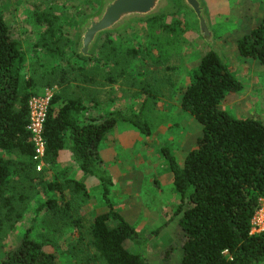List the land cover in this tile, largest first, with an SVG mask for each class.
<instances>
[{"label":"rangeland","instance_id":"1","mask_svg":"<svg viewBox=\"0 0 264 264\" xmlns=\"http://www.w3.org/2000/svg\"><path fill=\"white\" fill-rule=\"evenodd\" d=\"M202 1L214 34V45L223 51L232 75L243 85L241 92L228 94L220 108L236 119L264 123V69L255 71L252 67L256 61L234 57L236 42L260 24L264 0ZM170 2L172 11L146 20L159 18L153 24L133 22L121 33L105 35L116 48L111 52L109 63L104 62L107 49L94 63L85 65L88 70L83 74L74 72L67 76L69 85L63 92L68 97L81 99L82 121H100L108 113L117 111L126 115L142 114L148 124L150 136L118 123L117 129L101 145V158L103 169L112 178L109 195L112 207L141 238L149 240L144 250L148 246L145 254L150 264H178L181 257L180 234L174 228L173 218L177 205H171L176 202V196L166 189L159 190L160 183L168 186L171 179L166 174L169 166L162 150L166 149L181 164L186 150L202 134V126L181 110L180 103L191 70L210 51L199 34L193 12L183 7L180 0ZM99 7L100 0H2L0 13L22 47L24 74L39 84L42 82L43 86L41 76L53 66L54 59L35 46L45 28L35 21V14L48 12L58 16V25L66 37L75 41L80 21L94 15ZM105 36L96 52L104 45ZM73 59L71 64L76 65L78 61ZM39 89L40 93L50 90L52 96L61 91L57 85ZM45 165L46 169L35 170L36 175H30V180L23 177L12 180L15 191L10 194L15 200L16 212L9 222H4L0 211V260L19 245L25 231L31 228L32 238L43 245L46 253L54 254L58 264H95L86 240L77 238L82 229L72 224L81 219L88 224L93 216L107 211L99 183L81 175L71 158L67 160L63 156L55 165ZM75 182L85 187L87 199L82 206L73 199ZM50 183L58 185L60 193L42 190ZM47 198L57 199L62 208L65 205L66 213H63L71 216L62 221L60 214L42 211L36 217L37 207ZM259 202L262 209L255 216L251 235L264 231V198ZM159 227L160 234L165 230L164 236L155 234Z\"/></svg>","mask_w":264,"mask_h":264},{"label":"trees","instance_id":"2","mask_svg":"<svg viewBox=\"0 0 264 264\" xmlns=\"http://www.w3.org/2000/svg\"><path fill=\"white\" fill-rule=\"evenodd\" d=\"M158 19L149 22L153 24ZM35 21L42 27L45 25L35 46L54 59L53 66L47 68L48 75L41 76L43 86L24 74L22 47L0 13V211L4 222H9L16 212L10 194L15 191L12 180L14 177L30 180V175L35 174L34 144L27 129L29 102L42 94L40 87L57 85L61 91L49 102L42 133L44 162L53 166L60 153L67 151L77 170L99 183L107 208L88 224L83 219L73 221V226L82 229L77 238L86 240L95 264H150L144 250L149 240L141 238L112 207L109 198L112 178L103 169L101 158V145L118 123L150 136L148 124L142 114L117 111L100 121H82L81 99L63 95L69 85L67 76L74 72L83 74L88 70L85 65L94 63L107 49L103 59L109 63L116 48L107 34L98 54L95 50L91 58H81L75 51L76 40L67 38L58 25V16L43 12L35 14ZM236 50L241 59L257 61L264 67V13L260 24L236 42ZM72 59L78 61L76 65L71 64ZM242 90L243 85L234 78L226 59L214 46H210L188 76L180 107L202 126V134L181 164L166 149L162 150L180 198L175 211L180 229L178 264H264V232L250 234L252 220L261 209L259 201L264 198V123L236 119L220 108L228 94ZM58 187L50 183L42 190L57 193ZM73 194V199L82 206L87 199L84 185L75 182ZM42 211L60 214L62 221L71 216L64 214L65 205L60 207L55 198H47L40 204L36 217ZM31 233L32 229H27L19 245L7 252L0 264H58L57 257L46 253ZM167 253L169 250L164 258Z\"/></svg>","mask_w":264,"mask_h":264},{"label":"water","instance_id":"3","mask_svg":"<svg viewBox=\"0 0 264 264\" xmlns=\"http://www.w3.org/2000/svg\"><path fill=\"white\" fill-rule=\"evenodd\" d=\"M195 15L199 34L209 45L214 44L209 17L202 0H180ZM170 0H100L98 11L83 18L77 29L75 51L81 58H91L100 39L107 34L121 33L133 22L146 21L161 13H169Z\"/></svg>","mask_w":264,"mask_h":264},{"label":"built area","instance_id":"4","mask_svg":"<svg viewBox=\"0 0 264 264\" xmlns=\"http://www.w3.org/2000/svg\"><path fill=\"white\" fill-rule=\"evenodd\" d=\"M51 99L52 92L50 90H45L40 96L32 98L29 102V123L27 129L31 134V141L34 144L33 162L36 165L35 170L37 172H41L45 167L44 159L46 148L42 133L47 119L48 106ZM260 203L262 209V202ZM261 209L259 211H261ZM255 216L252 220V225L256 224ZM262 228H264L263 223Z\"/></svg>","mask_w":264,"mask_h":264},{"label":"crops","instance_id":"5","mask_svg":"<svg viewBox=\"0 0 264 264\" xmlns=\"http://www.w3.org/2000/svg\"><path fill=\"white\" fill-rule=\"evenodd\" d=\"M209 45V44H208ZM209 46H214V47H216L214 44L213 45H209ZM221 53H223V51H221ZM235 55L236 56H234V57H236L237 59H241L240 57H239V55H238V53H235ZM227 61V60H226ZM237 61H239V60H237ZM241 61H244V59H241ZM255 71H260L261 69H264V67L263 66H261L257 61L256 62H254V64H253V67H252ZM233 95H235V94H233ZM227 97V96H226ZM182 110V109H181ZM186 114V113H185ZM188 115V114H187ZM190 116V115H189ZM117 128H115V130H116ZM134 129V128H133ZM114 130V131H115ZM113 131V132H114ZM112 132V133H113ZM196 144V143H195ZM195 144H193V147H192V145H191V147L190 148H188V150H186V155H187V153L189 152V151H191V150H193L194 148H195ZM63 156L64 157H66V159L67 160H69L70 158H71V156H70V154L67 152V151H62L61 153H60V157H59V159L61 160V159H63ZM72 159V158H71ZM167 162V161H166ZM74 163V162H73ZM167 164H168V162H167ZM76 166V165H75ZM77 168V167H76ZM81 174V173H80ZM166 174L167 175H169L170 177H171V179H170V183L168 184V186H163V183H160V188H159V190L161 189H166V190H168V191H170V192H172V193H174V195L176 196V202H173L171 205L172 206H175V205H177L176 207H175V209L173 210V215H175V211H176V209H177V207L179 206V204H180V198H179V196H178V194L175 192V190H174V187H173V176H172V174H171V172H170V169L168 168V171H166ZM82 175V174H81ZM162 178H164V177H162ZM161 181H162V179H161ZM172 198L170 197V200H171ZM173 218L176 220V225L174 226V228L176 229V231H177V233L178 234H180V229H179V226H178V221H179V217L178 216H173ZM161 228H162V226H161ZM158 229H160V227L158 228ZM157 229V230H158ZM163 229V228H162ZM161 229V230H162ZM156 230V231H157ZM160 230V231H161ZM162 232V231H161ZM161 232H159L158 234L160 235V236H164L163 234H165L166 232H165V230H164V232L162 233V234H160ZM139 235V234H138ZM177 235V234H176ZM140 236V235H139ZM178 245H179V237H178ZM148 247V246H147ZM147 247H146V250H147ZM146 250H145V253H146ZM225 255H227V253L225 254Z\"/></svg>","mask_w":264,"mask_h":264}]
</instances>
